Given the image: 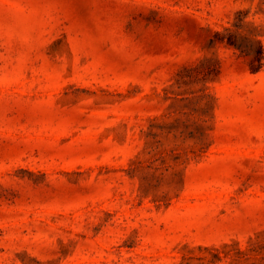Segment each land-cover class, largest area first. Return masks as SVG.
Wrapping results in <instances>:
<instances>
[{
    "label": "rangeland",
    "instance_id": "obj_1",
    "mask_svg": "<svg viewBox=\"0 0 264 264\" xmlns=\"http://www.w3.org/2000/svg\"><path fill=\"white\" fill-rule=\"evenodd\" d=\"M0 264H264V0H0Z\"/></svg>",
    "mask_w": 264,
    "mask_h": 264
},
{
    "label": "trees",
    "instance_id": "obj_2",
    "mask_svg": "<svg viewBox=\"0 0 264 264\" xmlns=\"http://www.w3.org/2000/svg\"><path fill=\"white\" fill-rule=\"evenodd\" d=\"M259 53H260V55H261V48L259 49ZM259 55V64H258V66L257 67H259L260 65H261V56Z\"/></svg>",
    "mask_w": 264,
    "mask_h": 264
}]
</instances>
